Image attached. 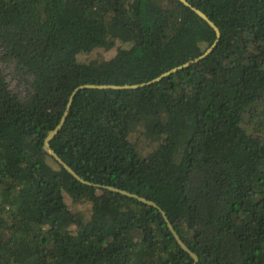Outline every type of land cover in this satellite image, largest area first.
Masks as SVG:
<instances>
[{
	"label": "trees",
	"instance_id": "16d2710c",
	"mask_svg": "<svg viewBox=\"0 0 264 264\" xmlns=\"http://www.w3.org/2000/svg\"><path fill=\"white\" fill-rule=\"evenodd\" d=\"M186 1L204 59L75 93L49 145L81 183L43 149L72 92L216 34L179 0H0V264H192L161 211L197 264H264V0Z\"/></svg>",
	"mask_w": 264,
	"mask_h": 264
},
{
	"label": "water",
	"instance_id": "95a60500",
	"mask_svg": "<svg viewBox=\"0 0 264 264\" xmlns=\"http://www.w3.org/2000/svg\"><path fill=\"white\" fill-rule=\"evenodd\" d=\"M183 5L187 6V7H190L198 16H200L202 19H204L208 24L209 26L214 30L215 34H216V38L213 42V44L211 45L210 48H208L204 54H202L201 56H199L198 58L196 59H193L191 61H188L186 62L185 64L179 66V67H176V68H173L171 69L170 71L168 72H165L163 73L161 76L149 81V82H146V83H142V84H135V85H127V86H113V85H102V86H98V85H84V86H80L78 88H76L69 100H68V103H67V106H66V109L62 115V118L59 122V124L55 127L54 130L50 131L47 135V137L45 138L44 140V143H43V149L50 155L52 156L59 164H61L63 166V168L68 172L70 173L75 179H77L79 182L81 183H87L85 182L83 179H81L69 166H67L66 163H64L59 157L58 155L50 148V145H49V142L50 140H52V138L57 134V132L60 130V128L62 127V125L64 124L65 120H66V117L69 113V110H70V107H71V104H72V99L75 95V93L81 89H84V88H99V89H122V90H132V89H137V88H140V87H144L146 85H151V84H154L158 81H160L162 78L164 77H167L169 75H171L172 73L176 72L177 70H180V69H183L185 67H188L190 65H192L193 63L195 62H198L202 59H204L212 50L213 48L215 47V45L217 44L218 40H219V37H220V32L218 30V28L207 18V16L205 14H203L201 11H199L198 9H195L193 7L190 6V4L186 1V0H179ZM106 189L110 190V191H113V192H116V193H119V194H122L124 196H128V197H131V198H135L137 199L138 201L140 202H143V203H146V204H149V205H152L154 207H157L156 204H154L152 201H149L145 198H142V197H139L135 194H131L129 192H126V191H123V190H120V189H117V188H114V187H111V186H107L105 187ZM161 214L167 224V227L169 228L171 234L173 235V237L175 238V241L176 243L184 250L186 251L193 259V263L192 264H197L198 262V258L197 256L192 252L190 251L186 245L183 243V241L180 239V237L178 236V234L176 233L175 229L173 228V226L171 225V223L168 221L165 213L163 211H161Z\"/></svg>",
	"mask_w": 264,
	"mask_h": 264
},
{
	"label": "rangeland",
	"instance_id": "374dc122",
	"mask_svg": "<svg viewBox=\"0 0 264 264\" xmlns=\"http://www.w3.org/2000/svg\"><path fill=\"white\" fill-rule=\"evenodd\" d=\"M115 52L114 49H110V50H107V51H102L101 50V53H102V56H110V55H113ZM92 56V55H91ZM93 57H94V54H93Z\"/></svg>",
	"mask_w": 264,
	"mask_h": 264
}]
</instances>
